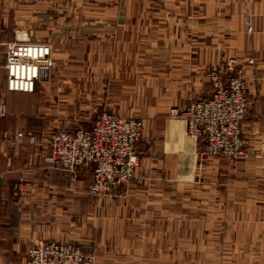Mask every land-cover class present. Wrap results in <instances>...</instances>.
Returning a JSON list of instances; mask_svg holds the SVG:
<instances>
[{"label":"crops","instance_id":"1","mask_svg":"<svg viewBox=\"0 0 264 264\" xmlns=\"http://www.w3.org/2000/svg\"><path fill=\"white\" fill-rule=\"evenodd\" d=\"M157 1L166 6L151 0H0V101L8 109L0 118V264H26L39 241L75 243L94 254L96 264H195L197 257L229 249L237 264H264V0ZM8 16L59 18L43 29L68 50L66 65L89 48L85 19L103 18L108 26L92 29L108 37L125 24L118 42L97 44L90 54L110 67L112 81L154 82L158 102L146 110L164 115L208 98L209 68L223 53L238 57L250 97L247 153L236 163L201 162L200 142L188 135L186 122L165 115L151 124L150 141L137 147L136 179L105 198L90 196L92 168L81 169L73 182L48 161L57 127H81L67 119L68 102L56 109L41 87L32 94L7 89L2 52L13 40L4 25ZM147 26L161 38L149 46L141 40ZM77 30L79 36L69 38ZM196 33L203 39L195 40ZM149 47L151 59L141 51ZM107 49L118 50L119 60L105 61ZM197 75L201 86L194 83ZM65 88L64 97L75 91Z\"/></svg>","mask_w":264,"mask_h":264},{"label":"built area","instance_id":"2","mask_svg":"<svg viewBox=\"0 0 264 264\" xmlns=\"http://www.w3.org/2000/svg\"><path fill=\"white\" fill-rule=\"evenodd\" d=\"M7 89L32 94L48 76L51 48L45 44L18 41L6 46ZM237 67L230 62L213 77L211 95L194 100L184 110H174L187 124L188 134L196 138L206 160L211 157L238 161L246 153L242 138L243 121L250 101L242 74L231 77ZM230 72V73H227ZM8 115L0 101V118ZM143 122L109 113L97 116L90 127L56 130L48 158L56 168L77 180L79 171L92 168L88 194L101 198L136 179L140 166L137 147L143 137ZM32 136V134H28ZM10 133L4 134L9 138ZM17 139L24 137L16 133ZM26 264H94L93 258L72 242L39 241L29 250Z\"/></svg>","mask_w":264,"mask_h":264},{"label":"rangeland","instance_id":"3","mask_svg":"<svg viewBox=\"0 0 264 264\" xmlns=\"http://www.w3.org/2000/svg\"><path fill=\"white\" fill-rule=\"evenodd\" d=\"M153 3L154 4L157 3V5L161 4L162 7L166 6L165 1L159 2L157 0H151V4ZM8 5L10 8L11 5L10 4ZM168 6L170 7V4H168ZM53 19H59V18H53ZM53 19L44 18V17H36L35 19H32L29 17L8 16L5 17L4 19V25L7 27V30L9 31V33H11V36L13 38L12 42H10L9 44L18 41H24V42L34 41L32 43L45 44L51 48V58H50L51 66L47 74L48 77L44 81L40 82L37 85V88L40 89L41 87L44 89V91H47V94L46 95L44 94V96H47L45 101H47V103L51 106L52 105L56 106V109H58L60 105L66 104L65 102H68V105L70 106L69 107L70 115L67 117L68 120L73 122L76 121L78 122L77 126L85 127L86 125H88V122L91 121L92 123L97 116L103 113H109L123 118L138 119L141 122H143V127H144L143 137L142 140L140 141L141 143L144 138L145 140L150 141L152 135L151 133L152 123H158V122L161 123L164 119H166V116L169 118H176L179 120L183 119L182 117H177L174 115V110L179 109L182 111V109L176 107L172 108L170 112L165 113L166 116L161 112L147 111L146 108L148 106L155 105L158 102L156 100V96L153 94L154 82H149L147 80H143L142 78H136V80L112 81V78L109 77L110 74L109 72L111 71L110 67H108V65H104V63H101L102 61L101 59H96L94 55L90 54V53L94 54L96 52L94 46H96L97 44L100 46L110 47L114 45L116 42H118L121 39L122 28L125 27V24H123L124 27L123 26L118 27L114 35L108 37V36H102L101 35L102 33H99L97 30L92 29V27L94 26L107 27L108 25L105 24L103 18H96V20L95 19L93 20L91 17H88L87 19H85L84 26L90 27V30H88L87 32V36H85V40L88 43L89 48L90 47L91 48L90 49L88 48L84 52L83 56L80 59H77L76 63H73V65H66V62H68L69 59H72V57L68 54V50L55 46L53 44V40H51L53 34L43 29V25L46 22H48L49 24V21L50 20L53 21ZM129 19L130 18H126L125 21H128ZM92 22H94V24H92ZM79 33L80 31L78 30L76 32L73 31V33L69 34L70 36L69 38H74L76 36H79ZM198 35L199 34L196 33V39L195 37L194 39L202 40L203 38L202 37L198 38ZM157 36L159 37L160 33L155 31L153 28L147 26L145 27V29H143V38L141 40L142 42H144L149 46L150 44L157 42L158 39H161L158 38ZM189 38L191 39L192 37L190 36ZM5 49L6 46L3 48V52H2L3 54L2 56L4 60H6L4 53ZM106 51L107 53H109V56H106L105 61H109L113 63L114 61L119 60L118 50L107 49ZM141 51L143 53L144 52L148 53L149 59H151L150 53H152L154 49L149 47L142 49ZM152 57H154V55ZM253 59L254 58H250L249 61L252 62ZM240 60L241 59H239L236 56H230L229 54L226 53L221 54L218 62L214 66L209 68V70L206 73L207 80H209L208 82L211 85V91L213 89V77L219 75L220 71L222 72L225 71L224 67L226 66V64H229L231 61L236 62L237 67L234 68V70L231 72L230 75L231 77H235L239 73L242 74L243 82L245 83L246 90L248 93V99L250 101L249 87L244 72L242 70V67L240 65ZM148 71H150L149 68ZM62 73L65 75L60 77L62 80H59L58 79L59 77H55V79L52 82V78L55 74L62 75ZM194 83L197 84L198 86L202 85L203 82L201 81L199 75L196 76ZM45 85H47L48 87L45 88L44 87ZM66 86H68L69 89L74 88L75 91H73L72 94L71 92H68L70 94L67 97H64V90L66 89L65 88ZM49 90L50 93L48 94ZM199 99H204V98L198 97L194 100H199ZM194 100L192 99L191 102H193ZM249 109H250V104H249ZM245 119L243 121L242 138L246 143L245 135H244ZM68 126L69 125H65L62 123L57 128L73 129L74 126L76 125H74L73 128ZM151 142H152V148L151 146L150 148L152 151H154L153 144L156 142L154 140H152ZM245 150H246V145H245ZM197 153H199V151H197ZM200 158H201V162L204 161L206 162L217 157H211L209 160H206L205 157L202 156V149H201ZM236 162L237 161H235L234 163ZM140 165H141V161H140ZM201 167L202 166L199 165L200 168L199 170H201ZM105 197L106 196L101 198H105ZM90 257L93 258V262L94 264H96L95 255L90 254ZM195 259H196L195 264H210L211 260L216 261L214 264H237L236 262L233 261L232 251L230 249L222 253L221 255L217 254L207 259L203 257H197ZM192 260L193 258L190 257V262Z\"/></svg>","mask_w":264,"mask_h":264}]
</instances>
